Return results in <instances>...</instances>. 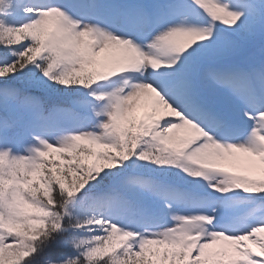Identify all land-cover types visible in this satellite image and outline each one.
Here are the masks:
<instances>
[{"label":"snow or ice","instance_id":"6c2138e0","mask_svg":"<svg viewBox=\"0 0 264 264\" xmlns=\"http://www.w3.org/2000/svg\"><path fill=\"white\" fill-rule=\"evenodd\" d=\"M0 264H264V0H0Z\"/></svg>","mask_w":264,"mask_h":264},{"label":"rangeland","instance_id":"374dc122","mask_svg":"<svg viewBox=\"0 0 264 264\" xmlns=\"http://www.w3.org/2000/svg\"><path fill=\"white\" fill-rule=\"evenodd\" d=\"M136 115H137V117L139 118L140 116L143 115V112H142V111H138V112L136 113ZM249 246L252 247L254 250H257V251H258V249H255V246H254V245H249Z\"/></svg>","mask_w":264,"mask_h":264}]
</instances>
